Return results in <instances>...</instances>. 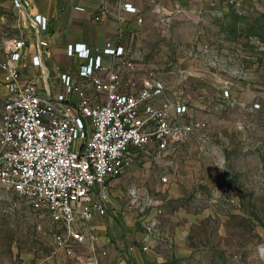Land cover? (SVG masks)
<instances>
[{"label":"built area","instance_id":"1","mask_svg":"<svg viewBox=\"0 0 264 264\" xmlns=\"http://www.w3.org/2000/svg\"><path fill=\"white\" fill-rule=\"evenodd\" d=\"M11 4L21 25L18 34L3 40L0 53V198L24 199L48 221L54 248L78 259L85 243L95 251L97 237L90 223L107 215L110 181L127 174L138 157L162 158L195 133L203 140L206 121L190 112L182 87L186 76L168 82L142 46L66 43L68 67L58 73L57 83L51 82L48 19L33 11L31 0ZM123 10L142 23L131 3H124ZM150 12L158 16L160 28L168 24L158 2ZM30 38V64L40 68V75L22 82L23 52ZM228 94L225 88L223 98ZM161 181L168 182V177ZM127 196L130 207L147 213L140 241L145 250L163 212L162 200L146 199L134 187ZM87 263L99 260L90 256Z\"/></svg>","mask_w":264,"mask_h":264},{"label":"rangeland","instance_id":"2","mask_svg":"<svg viewBox=\"0 0 264 264\" xmlns=\"http://www.w3.org/2000/svg\"><path fill=\"white\" fill-rule=\"evenodd\" d=\"M181 2L165 14L181 20L180 41L168 57L151 50L150 61L172 84L186 76L184 94L191 114L206 121L204 138L195 133L162 158L137 161L115 179V199L127 204L134 187L171 213L185 200L199 224L185 232L198 254L190 264H264V69H255L264 68V9L239 0ZM16 20L10 0H0V51L16 35ZM163 176L176 193L168 204ZM55 253L48 221L24 199L0 198V264H60Z\"/></svg>","mask_w":264,"mask_h":264},{"label":"crops","instance_id":"3","mask_svg":"<svg viewBox=\"0 0 264 264\" xmlns=\"http://www.w3.org/2000/svg\"><path fill=\"white\" fill-rule=\"evenodd\" d=\"M32 9L48 19V31L45 36L49 42V59L46 67L49 72V80L57 83L59 72L65 71L68 67L69 59L65 55V45L69 42H83L89 46H102L106 41H111L114 45L142 46L151 50H156L160 56H169L173 52V43L180 41L182 24L180 19H171L168 24L160 28L155 15L150 12V7L154 2H158L164 10H181V0H31ZM237 4H251L255 9H264V0H239ZM124 3H131L138 10V15L142 17V23L136 22L137 15L123 10ZM10 6L16 14L17 33L21 19L13 9L11 0ZM81 8V10H79ZM98 17V19H94ZM197 27V20H194ZM158 33H157V31ZM157 33V34H155ZM154 42V44H150ZM34 48L32 39H28L24 49L25 66L21 69V81L25 82L32 76L40 75V68L30 64V55ZM1 53V51H0ZM260 74L263 67H255ZM255 81L261 83L255 75ZM0 94L3 97L4 87L2 73L0 72ZM138 157L135 164L129 170L133 171L137 161L144 160ZM127 173V174H128ZM163 183L164 201L166 204L172 202L174 192L173 186ZM110 202L107 215L105 217L95 216L90 226L93 234L96 235L95 251L85 243L79 250L78 259L67 258L61 250H56V257L60 264H88V258L94 257L99 260V264H190L198 257L197 249L193 247L185 236L188 227L199 225L198 214L191 207H188L185 200L180 198L181 206L172 213L163 211L157 217L155 234L149 235L146 249H142L140 242L145 235V217L147 213L140 212L128 203L117 202L115 195H120L115 179L110 183ZM114 198V199H113ZM183 205V206H182ZM173 214L174 216H171ZM171 217L176 222L170 221ZM133 246L132 250L128 247ZM101 250L106 251V255L100 254Z\"/></svg>","mask_w":264,"mask_h":264}]
</instances>
